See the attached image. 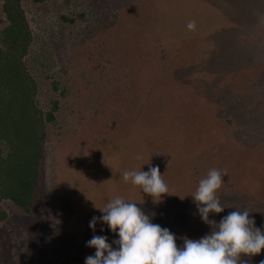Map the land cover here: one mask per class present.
I'll list each match as a JSON object with an SVG mask.
<instances>
[{"label": "rangeland", "instance_id": "374dc122", "mask_svg": "<svg viewBox=\"0 0 264 264\" xmlns=\"http://www.w3.org/2000/svg\"><path fill=\"white\" fill-rule=\"evenodd\" d=\"M231 1L234 5H228L224 21L219 26L222 28L220 39L224 63L221 60L209 61L205 70L197 65L205 57L202 54L205 47L200 43L202 30L191 34L188 43L176 41L177 69L171 76L159 72V77L148 94H143L145 83H139V87L134 86L135 107L127 106V113L122 118V129L113 137L107 138L105 134L98 135L104 124L102 111L107 109L105 112H108L111 109L107 103L104 106L101 104L104 97L102 90L105 87L107 89L106 85L111 83L110 80L114 81V78H120L122 74L131 76L132 69L138 80L145 78L142 77L143 68L147 64L146 59L151 61V57L146 58L145 52L143 56L136 55L140 46L144 47L141 39H134L131 47L125 49L115 39L108 42L112 47H120L122 52L112 55L107 46V55H103L98 65L93 60L86 78L82 80L76 76L77 69L71 64L76 50V47H71L72 39L74 35L82 33V25H64L62 29L58 18L61 14H67L74 17L78 24L77 14L89 9L74 6V2H77L72 0H45L41 6H31L27 0H22V9L33 36L28 55L24 58L26 69L36 84L41 108L47 110V105L57 103L55 123L45 125L40 200L43 205L46 202L48 207L46 206L47 212L42 219L34 220L38 225L37 231L39 228L45 229V235L55 239L57 234H62L64 242L76 225L79 224L78 230L90 228L88 222L80 221L81 218L88 220L91 216H102L98 208H102L110 200L120 196L129 202L125 193L139 187L123 180L122 173L125 171H148L150 167L158 166L170 189L178 184L183 189V186L188 188L183 183L187 181V173L196 174L195 179L200 181L199 175L202 179L205 178L209 170L215 168L214 164L221 160L225 161L224 164L230 163V166L238 168L240 165L235 162L237 159L264 166V0ZM196 11L197 17H200L198 25L206 29H210L211 25L212 30L218 29L217 24L212 23L210 15L204 17ZM248 25V29L256 32L249 47L244 48V44H240L241 35L235 33L240 29L244 31ZM111 28H115V25ZM102 34L103 30L98 28L97 44ZM104 37L112 38L110 33ZM189 57L192 61L186 67ZM230 60H234L235 66L231 75L225 73V66H230ZM119 66L123 69L119 70ZM149 66L145 76L157 74L154 70L156 66ZM194 76L197 77L193 78ZM158 100L160 115L153 116L149 110L152 105L158 104ZM220 108L223 111L219 112ZM224 116L232 120L237 130L234 135L223 133L224 122L221 123L220 120ZM158 119L163 121V126L157 124ZM176 141L186 145L185 152L180 149L182 153H179L178 148L177 153L175 152ZM198 161L200 168L198 167L197 172L187 170ZM232 167L227 170L222 188L217 192L220 203L225 208L219 218L213 220L216 223L230 213L238 200L239 191L233 180L238 177ZM248 169L241 173L247 178L246 181H241L244 186H260L252 181L256 180L254 177L264 183V177L253 168ZM255 189L259 194L248 203L249 207L256 210L254 216L264 214V187L263 190L258 187ZM98 190L101 191L100 196ZM182 198L183 196L178 195L176 200L182 202ZM133 203L144 208L143 200ZM156 203L152 199L151 207L154 210L159 208L155 206ZM193 203L194 198L190 197L185 205L191 206ZM85 204L91 209L89 216L83 215L81 207L86 206ZM0 206L7 214L2 228L5 231L12 230L7 238L4 237L7 242L4 251L0 253V264H20L17 252L23 247H31L30 242L34 236H28L19 212L3 203ZM215 216L218 214L209 215V218ZM52 222L53 226L50 227ZM190 223L183 225L188 235L197 236L205 231H194L195 226ZM194 223L196 224V220ZM104 225L108 228L107 224ZM208 227L211 231L216 228L210 224ZM57 229H63V232ZM87 235L90 238L94 235L101 236L98 235L97 228L95 231L89 229ZM108 243L112 244L110 241ZM54 246L50 239L42 248V254L52 252ZM23 250L26 252L25 248ZM91 255H94V248L83 250L80 256L82 264Z\"/></svg>", "mask_w": 264, "mask_h": 264}, {"label": "trees", "instance_id": "16d2710c", "mask_svg": "<svg viewBox=\"0 0 264 264\" xmlns=\"http://www.w3.org/2000/svg\"><path fill=\"white\" fill-rule=\"evenodd\" d=\"M44 1L27 0L31 6H41ZM72 1L77 2H74V6H83L89 9L83 11L84 13L77 14L78 24L75 23L74 17L67 14H61L58 18L61 21L59 27L62 29L64 25L66 27L82 25L83 28L80 35H74L72 39L73 44L71 45L73 48L76 47L75 53L71 58L72 66L77 69L75 71L76 76L81 77L82 80L85 79L91 62L94 60L98 65L100 60L103 59V55H107L105 51L107 46L112 55L120 54L122 52L120 47H112L108 43L113 39H115L117 44L121 42L124 49L128 46L131 47L134 39H141L144 47L140 46V51L136 55L143 56L145 52L146 58L148 56L151 57V61L146 59L147 64L145 63L144 65L142 76L145 78H142V80H138V76L135 75L133 69L131 70V76L122 74L120 78H114V81L109 79L111 83L109 85L107 83V89L106 87L104 88L106 89L105 91H103L104 89L102 90L104 97H102L101 104L104 106L107 103L111 109L108 112H105L107 109L102 111L104 112V124L98 135L105 134L107 138H111L118 130L122 129L124 124L122 118L127 113V106L134 105L135 107L136 96L133 91L134 86L139 87V83L141 85L145 83L146 89L143 94H148V90L153 87L158 79L159 72H164L168 76L174 73L178 67L175 52L176 41L188 43V37L191 34L202 30L200 32L202 34L200 43L205 47L202 52L205 57L197 65H201L205 70L209 61L215 62L221 60L224 63V53L221 51L220 39L222 28L220 29L219 26L221 21H224L226 16L225 10L228 8V5H234L231 0H207L208 2L206 0ZM21 3L22 0H1L0 2V14L2 17L0 20V203L19 212L22 216L21 222L28 236L31 234L34 236L30 242L31 247H23L17 252L18 258L21 261L20 264H82L80 256L83 250L89 249L87 242L91 238L87 235V231L91 228H81L78 230V224L71 229L70 232L73 233L63 242L64 236L62 234L56 235L58 240L47 236L45 235V229L39 228L37 231L38 225L34 222L35 219H42L47 212L46 202L43 205L40 200L42 197L41 189L43 187V141L45 138V125L55 123L54 112L57 110V103H49L50 105H47L49 106L47 110L41 108L36 84L26 69L24 58L28 55L33 36L27 25ZM195 9L204 17L210 15L212 23L214 25L217 24L218 29L212 30L209 22L210 29L198 25L200 21L198 18L200 17H197L198 13ZM192 19H195L196 24L194 31L189 30L187 27ZM113 24L115 28H111ZM249 27L250 25L244 31L240 29L235 33L241 35L242 40L240 44H244V48L246 46L249 47L256 32L253 29H248ZM98 28H100V31L103 30L102 36L100 35L99 44H97L96 38ZM107 32L111 34L112 38L104 37L105 34H108ZM229 32H232V30ZM69 34H71L70 31ZM237 45L239 46V43ZM146 46L147 50L145 51ZM183 58L181 59L183 60ZM191 61L189 57L186 60L185 66L187 67ZM149 65L156 66L154 70L157 74L145 76L146 70L150 68ZM229 65V67L225 66L227 71L225 73L231 75L235 68L234 60H230ZM121 69L123 67L119 66V70ZM74 74L72 73V75ZM196 77L194 76L193 78ZM104 98L106 99L105 101ZM151 100L153 102V98ZM160 108L158 100V104L152 105L149 111L153 116H159ZM218 111H223V108L218 109ZM220 122H224L222 125L223 133L233 135L237 133L229 117L224 116ZM157 124L163 126V121L158 119ZM82 148H84L83 144ZM177 148L179 153H182L180 149L184 152L186 151V145L178 143V141H176L175 145L176 153ZM229 149L232 152L230 146ZM236 149L234 148V150ZM179 159L181 160L182 158L179 157ZM241 160L237 159L235 161L240 165L239 168L230 166V163L224 164V160L216 162L214 166L222 174L227 172L230 169L229 167H232L234 172H236L235 176L238 177V179H233L239 191L237 193L238 200L230 212L249 210L250 218H254L255 220V226L264 231V214L261 213L254 216L256 210L248 205L259 194L255 188L258 187L263 190L264 183H261L256 177H254L256 180L252 181L257 182L260 186L252 184L253 187L249 188V186H244L241 183V181L247 180L246 177L242 176V170L253 168L260 176L264 177V166ZM199 164V161L198 163H193L187 170L197 172L198 167L200 168ZM195 176L196 174L187 173V181H182L184 185H188V188L183 186L182 189L180 184L171 189L169 188V195H165L161 201L156 203L155 206H159V208L155 209L157 211L151 207L153 198L143 193L142 189H129L125 193L126 197H129V202L143 200L144 208L142 210L146 215L150 216L151 222L159 224L162 228H167L175 234L179 247L183 246L184 238L196 240L211 233L208 224L202 220L196 203L194 202L191 206L185 205L198 187L199 181L195 179ZM199 177L198 179L201 180V175ZM100 192L98 190L99 196ZM113 193L114 191L111 195ZM178 195L183 196L182 202L176 200ZM102 200L105 199L102 198ZM81 209L83 215H91V209L87 205L81 207ZM209 215L216 214L210 213ZM219 215L220 213L218 216L210 217L209 220L213 221L219 218ZM6 217V211L0 206V253L5 249L7 242L5 238L12 231H5L2 228V223ZM93 217L91 216L88 220L81 218L80 221L90 223ZM257 218L260 220H257ZM193 219L196 220V224ZM188 221H191V223ZM184 223L194 224V231H198V229H204L205 231L197 236H190L186 232V227L183 226ZM49 226L52 227L53 222ZM81 226L85 227L84 223H81ZM95 228L98 230V235L106 236L108 241L112 243L113 248H117V245L113 244V241L119 239L116 233H113L109 227L106 228L104 223L98 222ZM57 231L63 232V229H57ZM50 239L55 244L54 249L52 252L42 254V248ZM24 248L26 252H24ZM95 251L94 248V254ZM262 260H264V249H262L259 255L241 257L242 264H260Z\"/></svg>", "mask_w": 264, "mask_h": 264}, {"label": "clouds", "instance_id": "9594fccd", "mask_svg": "<svg viewBox=\"0 0 264 264\" xmlns=\"http://www.w3.org/2000/svg\"><path fill=\"white\" fill-rule=\"evenodd\" d=\"M187 27L194 31L195 21H190ZM226 175V172L210 169L192 195L202 220L216 226L210 234L196 240L184 238L183 246L179 247L177 237L169 229L152 223L150 216L136 203L117 196L98 208L103 215L93 217L89 223L93 231L98 221L107 224L119 237L113 241L117 248L108 243L106 236L94 235L87 246L96 251L86 257L85 264H242V256L259 255L264 249V231L255 226L249 210L232 211L219 223L209 220L210 213L224 211L217 192ZM122 176L154 202L169 195V187L158 166L148 171H125ZM260 264H264V260Z\"/></svg>", "mask_w": 264, "mask_h": 264}]
</instances>
